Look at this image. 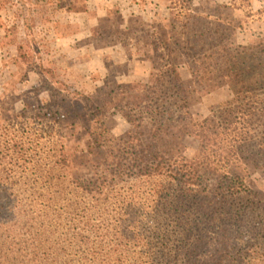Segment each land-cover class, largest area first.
Returning a JSON list of instances; mask_svg holds the SVG:
<instances>
[{
    "label": "trees",
    "instance_id": "1",
    "mask_svg": "<svg viewBox=\"0 0 264 264\" xmlns=\"http://www.w3.org/2000/svg\"><path fill=\"white\" fill-rule=\"evenodd\" d=\"M212 1L168 0L169 23L149 34V80L119 85L115 107L141 147L115 134L88 94L50 77L35 39L18 41L13 88L33 73L41 81L37 94L0 110V264H264V193L250 182L264 172V37L238 43L227 13L251 16L255 0ZM120 12L100 22L127 45L134 31L112 28ZM25 29L31 36L28 18ZM181 56L200 63L209 92L229 89L205 117L193 111ZM79 126L92 142L86 153L67 130ZM190 138L195 155H171Z\"/></svg>",
    "mask_w": 264,
    "mask_h": 264
},
{
    "label": "rangeland",
    "instance_id": "2",
    "mask_svg": "<svg viewBox=\"0 0 264 264\" xmlns=\"http://www.w3.org/2000/svg\"><path fill=\"white\" fill-rule=\"evenodd\" d=\"M44 0H0V110L10 111L17 108L26 95L37 92L30 89L39 86L41 76L31 74L30 81L13 88L11 75L16 70L12 63L17 54V43L23 39H35L36 49L42 56L48 74L54 80L88 94L106 111V121L115 134H120L136 147H141L143 139L136 133L115 104L123 101L119 85L127 82H147L152 69L154 56L150 36L151 28L158 23L168 24V0H70L91 7L84 16L65 11L56 1ZM231 0H213L215 4L229 3ZM111 9L121 12L113 16V27L134 31L124 37L122 45L113 34L105 32L100 20ZM252 15L241 10L227 13L236 27L235 39L244 44H256L264 37V0H255ZM101 14V16H100ZM30 19L31 36L25 29V19ZM83 22V25H82ZM16 27V29L14 28ZM181 73L190 83L195 102L193 111L198 118L205 117L214 105L226 99L228 88L210 91L204 84V75L199 62L179 58ZM66 108L71 103L65 104ZM81 124L88 121L84 110H77ZM72 145L81 153L91 150L92 142L82 126L76 131L68 127ZM197 152V143L187 139L181 149L172 154L183 153L189 156ZM168 164L169 155L160 153ZM254 189L264 193V172H254L250 177Z\"/></svg>",
    "mask_w": 264,
    "mask_h": 264
},
{
    "label": "crops",
    "instance_id": "3",
    "mask_svg": "<svg viewBox=\"0 0 264 264\" xmlns=\"http://www.w3.org/2000/svg\"><path fill=\"white\" fill-rule=\"evenodd\" d=\"M88 7V10L86 12H82V13H75V12H69V13H72V14H76L77 16H84V19L87 18L86 15H88L90 12H91V7L90 6H87ZM101 16V14H100ZM82 25H83V22H82Z\"/></svg>",
    "mask_w": 264,
    "mask_h": 264
}]
</instances>
